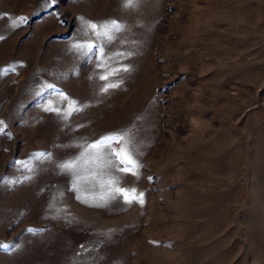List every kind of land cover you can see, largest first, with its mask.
Returning <instances> with one entry per match:
<instances>
[{
    "label": "rangeland",
    "instance_id": "obj_1",
    "mask_svg": "<svg viewBox=\"0 0 264 264\" xmlns=\"http://www.w3.org/2000/svg\"><path fill=\"white\" fill-rule=\"evenodd\" d=\"M0 121V264H264V0H0ZM123 132L144 202L96 203L59 165Z\"/></svg>",
    "mask_w": 264,
    "mask_h": 264
},
{
    "label": "snow or ice",
    "instance_id": "obj_2",
    "mask_svg": "<svg viewBox=\"0 0 264 264\" xmlns=\"http://www.w3.org/2000/svg\"><path fill=\"white\" fill-rule=\"evenodd\" d=\"M52 4L56 3V0H51ZM127 6H132L136 3V0H125ZM20 22H25L26 18H19ZM81 23L90 30L97 39H104L106 42H110L114 39V33L120 31L121 25L113 21L111 23H104L97 25L95 23L85 20L83 17L78 18ZM77 49H86L91 52L96 50L99 56H103V46L90 43V44H75ZM119 56H123V53H117ZM130 55V53H129ZM100 66V65H98ZM127 71L126 66H121L119 69H113L111 72H106L100 76V79L109 81V76L116 75L119 71ZM118 87V83L108 82L100 90L102 92L108 91L110 88ZM55 91V89H53ZM58 96L65 97L64 93H57ZM67 99V97H65ZM83 106H78L76 102H73L68 109H65V115H71L72 111H79ZM52 111H58V109H50ZM0 125L3 122L0 121ZM129 132L116 133L110 136H105L99 140L88 144L81 145V153L74 158H71L59 165L62 171L67 172L73 177V186L78 188L81 184L83 172L88 169L90 171L91 180L94 181L101 189L102 194L99 196L96 203H107L108 200L115 198V195H119L126 203L139 202L143 203V193L137 194L136 188H125L120 183V178L113 173L119 172L124 174H131L138 176V169L141 167L138 162L133 158L129 148ZM124 141L122 144L121 142ZM115 145H120L119 149L115 148ZM46 154L37 153L34 158L40 159ZM50 155V154H49ZM151 179V177L149 178ZM79 198V197H78ZM29 231H34L29 229ZM12 245L0 243V250L7 251Z\"/></svg>",
    "mask_w": 264,
    "mask_h": 264
}]
</instances>
